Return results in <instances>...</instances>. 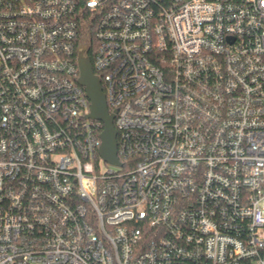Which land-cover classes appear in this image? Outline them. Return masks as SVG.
Returning a JSON list of instances; mask_svg holds the SVG:
<instances>
[{"label": "built area", "instance_id": "1", "mask_svg": "<svg viewBox=\"0 0 264 264\" xmlns=\"http://www.w3.org/2000/svg\"><path fill=\"white\" fill-rule=\"evenodd\" d=\"M0 264H264V0H0Z\"/></svg>", "mask_w": 264, "mask_h": 264}, {"label": "water", "instance_id": "2", "mask_svg": "<svg viewBox=\"0 0 264 264\" xmlns=\"http://www.w3.org/2000/svg\"><path fill=\"white\" fill-rule=\"evenodd\" d=\"M78 83L85 89L90 102L89 118L102 123L103 129L100 134L99 155L105 163L120 166L117 158L116 129L114 128V112H109L105 94L99 78L94 74L91 62L84 52L78 54Z\"/></svg>", "mask_w": 264, "mask_h": 264}, {"label": "trees", "instance_id": "3", "mask_svg": "<svg viewBox=\"0 0 264 264\" xmlns=\"http://www.w3.org/2000/svg\"><path fill=\"white\" fill-rule=\"evenodd\" d=\"M91 52H92V50L91 49H88L87 50V54H88V57H89V59H90V61H92V55H91ZM110 108H109V112H110Z\"/></svg>", "mask_w": 264, "mask_h": 264}]
</instances>
